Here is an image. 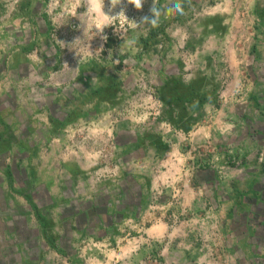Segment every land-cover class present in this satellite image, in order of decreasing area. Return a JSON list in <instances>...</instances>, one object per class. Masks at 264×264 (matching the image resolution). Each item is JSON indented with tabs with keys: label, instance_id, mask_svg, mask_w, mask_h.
I'll return each instance as SVG.
<instances>
[{
	"label": "crops",
	"instance_id": "1",
	"mask_svg": "<svg viewBox=\"0 0 264 264\" xmlns=\"http://www.w3.org/2000/svg\"><path fill=\"white\" fill-rule=\"evenodd\" d=\"M224 2L244 38V48L249 51L252 47L261 56L264 42L251 43L259 22L256 16L259 0ZM44 3L45 0H24L16 25L0 23V264H43L40 259L48 251L51 253L52 248L40 251L38 245L44 243V238L53 242L56 227L63 229L58 231L61 236L56 243L60 240L59 249L66 264H78L77 251L71 242L86 237L116 244L117 249L111 252L106 264H192L200 253L199 227L211 224L202 218L208 212L215 214L221 226L219 242L227 244L231 253L234 250L238 261L234 264H248L246 240L258 233L251 226L263 225L258 216L251 214V208L257 204L250 202L249 197V185L256 181L262 187L263 182V173L249 160L255 152L249 146L254 144L253 130L260 126L255 120L264 121L260 98L264 97V79L259 78V62L247 65L250 79L240 74L236 83L241 87L238 94L244 96L247 91L248 101L241 108L234 103L218 108L213 96L197 109L189 102L178 103L179 84L170 81L171 72L163 76L160 87L161 92L164 90L163 119L168 120L170 114L181 124L178 127L173 123L181 132L174 137L175 145L170 148L165 143L158 124L140 127L122 123L116 132V159L122 168L115 186L108 187L105 183L94 190L78 188L88 156L83 159L84 156L75 153L73 159L66 160L63 156L62 165L56 164L66 147L62 143L67 140L55 130H59V125L67 126L73 120L72 114L84 118L86 98L95 102V106H102L115 100L119 88L118 84L107 82L108 78H96L95 90L86 97L77 84L78 91L57 98L61 100L63 119H55V115L48 119L50 110L54 114L50 106H57V99L53 96L52 104H48L43 98L47 84L42 82L60 65L50 38L52 24L46 15L38 13L39 5L42 10ZM230 9L236 10L233 13ZM210 27L207 26V39L196 49V67L201 68L199 72L205 70V74L211 69L217 49L215 35L225 29ZM113 47L114 44L108 48ZM171 65L173 72L180 73L174 62ZM117 72L118 81L134 80L133 75L127 77L120 67ZM194 76L193 80L198 73ZM13 83L14 91L8 87ZM235 96L233 92L231 101ZM250 101L256 108H252ZM184 114L187 123L182 120ZM41 130L46 131L42 140L47 149L40 156L37 150L40 141H35L38 137L35 133ZM260 134L263 138V127ZM200 146L207 148L203 156L199 151L195 153ZM183 148L188 152L184 153ZM168 154H174V158L169 159ZM22 162L30 168L24 169ZM24 179L27 185L23 184ZM239 180L247 181V191L237 184ZM176 186L180 187V194ZM42 189L50 196L44 207L39 199ZM238 189L247 195L240 204ZM177 254L182 259L189 258V262L178 261Z\"/></svg>",
	"mask_w": 264,
	"mask_h": 264
},
{
	"label": "rangeland",
	"instance_id": "2",
	"mask_svg": "<svg viewBox=\"0 0 264 264\" xmlns=\"http://www.w3.org/2000/svg\"><path fill=\"white\" fill-rule=\"evenodd\" d=\"M175 2L176 0H158V7L161 10V15L156 27H152L151 25H141L138 28H133L131 27L130 22L125 21L121 18L109 23V26L104 29V32L102 34H98L96 32V29L93 26V21L81 15V13L84 11V8L80 5V0H58L55 4L53 3L54 5L49 12H46L48 0H45V3L42 6V10L39 5L40 10L38 9V13L40 15H46L48 17V20L52 24L53 32H51L50 38L54 41L55 45L54 57L57 58L58 64L60 65V67H57V69L50 71L46 75L47 80L45 78L42 82L47 84V89L45 91L46 94L43 98H45L48 104H52L51 102H53L54 97L55 100L59 97L61 99L63 93L73 94V91H78L77 84H79L82 90L81 93L88 97L90 95V92L95 90L96 78H108L107 82L118 84L119 88V93L115 100L106 102L102 106H100V104L98 106H95V102H91L90 99L86 98L87 102L84 103V106L87 105V111L84 114V118H75V116L72 114L73 120L67 126L59 125V130H55V133L58 132L60 135H63L64 137H66L67 141L65 143H62L66 147L63 148L64 152L62 150V152L60 153L61 157L56 162V164H58L59 162V164L62 165L63 160H65L63 156L66 157V160L67 158L68 160L73 159L75 153L82 155L81 158H83L85 153H81L78 147L85 137L86 130L90 126L89 123L91 121H95L96 123L97 120H103L106 117L105 114L108 110L106 104L112 106L117 105V99L120 96L119 94L124 93L126 87H131L139 71L145 69L146 72L152 76L157 85L159 95H161L162 97H164L162 94L164 90H162V92L160 90L161 79L163 78V76L169 75L170 72V78L172 79L170 81L174 84H185L187 86L192 84V82L196 80H193V78L195 77L194 75L197 74L201 68L195 67L191 76L189 78H186V74L188 73L183 71V53L191 52L193 54H197L198 56V51H196V49L199 46H202L207 39L206 33L207 26L209 27V25H211L210 28H212V26H215L216 29L223 26L225 27V29H222L220 31V33L222 34L218 33V35H215L216 37L214 45L215 47H217V49L214 52L213 62L210 67L211 69L207 70L206 72L208 80L204 90L208 92L207 94H209L210 97H214V101L218 108L221 107V92L223 90L224 92H227V90L229 89L231 90V92H235L236 96L234 97L233 101H231L230 97L229 103L227 105H229L230 103H234L239 105L236 106V108H241L246 104V102L248 101L246 96L247 91L245 90L244 96L242 95V93L238 94L237 88H239L240 91L241 87L236 83L239 80L240 74L250 79V76H247V65H250L252 61H257V63L259 62L258 64L260 65L259 67L261 69L259 78L264 79V48L261 51L263 52L261 53V56L256 53V49L252 51V47L249 49V51L244 48L242 44L244 38L242 39V34L239 28L236 27V24H233L232 21L234 17H232L227 12L229 9L227 8L224 0H180L183 6V14L169 10ZM257 5L256 16L259 22H257L256 33L253 35L251 43L255 44L257 42V44L259 45L260 42H264V0H259V3ZM108 6V0H106V12L108 10ZM151 7L152 0H145L142 10H136L134 6L126 4V16L129 19L136 20V22L139 23L141 21V17H151ZM230 10L234 13L236 9ZM119 11L120 7L118 6L115 9V12L112 14L118 13ZM219 20H221L220 23L218 22ZM172 28H174L173 31H171ZM84 31L86 32V34H84ZM67 33H72V38L77 36V38L81 39V42L84 44L90 43L93 46V49L96 50V52H98L99 49L102 50L101 54L102 57L105 58V60L102 59L101 56H98L97 58V56L88 55L85 60L81 62L78 68L75 65H71V72L66 73L65 75V83L56 79L51 82L48 75L54 74L62 68V53L61 50L58 49V45L62 43L67 46V44H69V46L73 48L75 43L73 42V39L69 40ZM103 34H109V36L115 40V42L113 43V48H108L107 44H105V47L104 44L102 45V39L100 36ZM78 51L79 49H75L73 50V53H78ZM231 52L232 56H229ZM81 54L82 53L79 52L78 55ZM106 54H109V56H107ZM240 58L242 60L244 59V64L237 63V59ZM102 61L104 62L103 65L101 64ZM117 62H120V64L117 65ZM173 62L178 71L180 68V73H177L178 75L175 71H172L174 70L173 65H171L173 64ZM228 64H230V66ZM169 65L171 67H167ZM117 67H120L122 71L127 74V77L133 75L134 80H129L127 78L129 81H127L126 83H124V81H122L121 79L118 81L120 77L117 72ZM208 71L210 72V74H208ZM204 72L205 70H202L200 73ZM250 72L252 74L251 69ZM173 73L175 74L173 75ZM80 79L81 83H79ZM12 85H14V83L9 85L8 87L13 88L14 91V87H12ZM223 86H226L227 89L225 87L223 88ZM5 88L6 87H4V89ZM260 98H262L261 105L264 107V97L260 95ZM60 99H57L56 101L57 106H50L54 114H52V111L50 110V116H48V119L54 118V115L57 117L55 119H63ZM46 101L43 105L44 108L47 107H45V104L47 103ZM251 103L252 102L250 101V104ZM251 106L252 108H256L255 103H252ZM42 114L44 116L46 115L45 113ZM45 118H47V116H45ZM188 118H191V115H188ZM261 119L257 118L255 120V122H259L260 126L259 128L256 127L253 130L254 137L252 138L251 136V138L254 144H247L251 146L253 150H255L254 156L249 158L250 163L253 167H257V170H261L264 175V137L262 138L260 136V128L263 127L264 129V121L262 122ZM104 130H108V127H106ZM116 132L117 129L114 130L115 135L117 134ZM44 133H46V131L42 130L35 133V135L38 134V137H35V141H40V145L37 147L38 154L40 156L43 152H46L47 149V146H43L44 142L42 138L45 135ZM35 135H32V137ZM112 148L113 146L109 143L108 145L105 144L103 146L102 154H97V149H94V152L92 153L90 152L91 155L88 156V159L83 165V171L80 175L81 180H78L80 182L78 188L88 187L89 189L94 190L97 189V187L101 184L105 183L108 187L109 185L115 186L117 177L103 176L100 182L96 181L95 183H93L90 179L92 174L94 175L95 172L100 169V166H103L104 164L109 162L110 159L111 162H113L112 160L117 157V152L113 151ZM67 149H69L70 153H72L71 157L69 156L70 154L67 152ZM195 149V153H198L199 151L203 156V152H205L207 148L200 146ZM84 151L88 152L90 150L85 149ZM183 151L184 153L188 152L185 148H183ZM83 159H85V157ZM11 165L14 166L15 164L12 163ZM41 165L42 164L40 163V166ZM236 165L234 166H236L237 168H241L240 164ZM22 166L24 169H26V166L28 167L27 169L30 168V165L24 162H22ZM239 181L240 182H238L237 184L240 183L239 185L241 186V189L247 191V181ZM23 184L27 185L26 179L23 180ZM176 187L177 188L175 190H177L178 193V191H180V187ZM42 192L43 193L39 196V199L40 205L44 207L45 204H47V201L50 200V196L47 195L44 189H42ZM249 197H253L252 193L249 194ZM78 200L82 201L80 199ZM238 214L239 216H241L240 213ZM190 216L188 215L187 217ZM202 218H204L205 222L210 221L211 224H206L207 226L204 225L203 227H199L200 232L198 233V247L200 253L199 256L195 258V260L191 261L192 264H234V262H238L234 257V250L233 253H231L229 251L231 250V248H228L227 244L225 246L219 242L221 241V226L217 224L215 220V214L213 215V213L208 212L206 214H203ZM257 220L261 221V219L259 218ZM215 223L217 227H215ZM251 227H254L253 229L258 233L257 235H254L253 237L246 240L245 246L248 250V254L247 260L245 262H248V264H264V224L260 225L259 227L258 225L254 224ZM62 230L63 229H61L60 227H56L54 230V241L50 243V240H45L44 238V243L38 245L40 251L41 249H49L50 247L52 248L50 250L51 253L48 251L47 254H45V258H43L44 255L42 256V259H40L41 263L66 264V261L63 262L61 251L62 249H59V245L61 246L60 240L56 243V240H58L57 238H60L61 236L58 231ZM66 230L69 231V229ZM54 246L56 247L54 248ZM71 246L77 251L76 255L79 259V262H77L78 264H106L110 261L111 252L117 249L115 243L111 241L102 242L97 237H86L82 239L80 238L79 241L71 242ZM176 257L178 261L183 263L189 262L190 260L186 257L182 259L180 256H178V254L176 255Z\"/></svg>",
	"mask_w": 264,
	"mask_h": 264
},
{
	"label": "built area",
	"instance_id": "3",
	"mask_svg": "<svg viewBox=\"0 0 264 264\" xmlns=\"http://www.w3.org/2000/svg\"><path fill=\"white\" fill-rule=\"evenodd\" d=\"M57 1L58 0H48L46 12H49ZM23 2L24 0H0V22H10L16 24V17L20 12ZM67 35L69 40L73 39V42H75L74 46L71 48L69 44L65 46V44L62 43L58 45V49H60L62 53V68L58 72L49 75L51 82L56 79L65 83V75L66 73L71 72V65H75L78 68L81 62L84 61L88 55L97 56V58L98 56H101V58H103L101 54L102 50L99 49V51L96 52L90 43H82L81 39H78L77 36L72 38V33H67ZM103 35L107 37L106 40H102V45L104 44L105 47V44H107L108 40L112 37H110L109 34ZM75 49H79L78 53H73V50ZM79 52L82 54L78 55ZM106 55L109 56V54ZM182 60L183 71L188 73L186 74V78H189L196 67L197 54L184 52ZM243 60L241 58L237 59V63L244 64ZM118 64H120V62H117V65ZM228 65L230 66V64ZM224 87L226 88V86H223V88ZM124 91L125 92L120 94L119 98L117 99V105L112 106L106 104L108 110L105 114L106 117L103 120L100 119L97 120L96 123L95 121H91L89 123L90 126L86 130L85 137L78 147L80 151H84L85 149L90 150L88 152L84 151L85 158L86 156L91 155V153L94 152V149L98 150L97 154H102L103 146L105 144L108 145L109 143L113 146V151L117 152L116 143L118 136L117 134L115 135L114 130L117 129L120 124L125 122L140 127H145L147 125L155 126V124H158L160 127L161 136L170 148L175 145L174 137L181 135V132L177 130L172 123L163 119V113L165 109L164 102L159 95V91L154 79L146 72L145 69L137 73V76L131 87H126ZM237 92H239V88H237ZM220 95L221 107H224L229 103V98L233 95V92H231L230 89L227 90V92H224L223 90ZM106 127H108V130L105 131L104 129ZM67 152L70 154L69 149H67ZM168 155L171 156L168 157L169 159L174 158V154ZM112 161L113 162H111L110 159L109 162L103 166H100V169L95 172L94 175L92 174L90 179L93 183L96 181L100 182L103 176H112L118 178L122 166L119 164V162H117L116 158H114ZM173 220L178 221V218L174 217Z\"/></svg>",
	"mask_w": 264,
	"mask_h": 264
},
{
	"label": "clouds",
	"instance_id": "4",
	"mask_svg": "<svg viewBox=\"0 0 264 264\" xmlns=\"http://www.w3.org/2000/svg\"><path fill=\"white\" fill-rule=\"evenodd\" d=\"M144 3L145 0H126V4L134 6L136 10H142ZM126 4L125 0H108L109 6L106 12V0H80V5L84 8L81 15L93 21V26L98 34H102L104 29L109 26V23L121 18L130 22V25L133 28H138L141 25H151L152 27H156L158 25L159 17L161 15V10L158 7V0H152V7L150 8L151 17H141V21L139 23L126 16ZM118 6L120 7V11L112 14ZM169 10L183 14V6L180 0H176ZM101 39L106 40L107 37L105 35H101Z\"/></svg>",
	"mask_w": 264,
	"mask_h": 264
},
{
	"label": "trees",
	"instance_id": "5",
	"mask_svg": "<svg viewBox=\"0 0 264 264\" xmlns=\"http://www.w3.org/2000/svg\"><path fill=\"white\" fill-rule=\"evenodd\" d=\"M114 39H109L107 42V47H112L113 43H114ZM198 77L196 78L195 81L192 82V84H190L189 86L185 85V84H179L177 87L178 88V94H177V101L178 103L181 102V104L184 105L185 102H189L190 104L193 105V107L195 109L199 108L203 103H205L206 101L210 100V95L207 94L208 92H206L204 90L206 84H207V80H208V76L205 73H200L198 72ZM202 75V76H200ZM200 76V77H199ZM161 99L164 101V97H162L160 95ZM183 109V108H182ZM168 112V111H167ZM185 114L182 115V120L186 122L185 119ZM168 120L170 123H174L176 124V126L181 127V124L176 122V120L174 119L173 115H168L167 116ZM182 125L183 122H181ZM261 171V170H260ZM262 172V171H261ZM264 176V175H263ZM262 185V187H260L259 184H257L256 181H253L250 185H249V191L252 193L253 197L251 198L250 202H253L254 204H257V207L254 208V206L251 208L250 212H252L251 214L253 216H258L259 219L262 220L263 224H264V180L263 182L260 183ZM247 195H243V192L240 191L238 189L237 191V199H238V204L241 203V201H243V199H246ZM261 211H260V210ZM257 210H259V212H257Z\"/></svg>",
	"mask_w": 264,
	"mask_h": 264
}]
</instances>
